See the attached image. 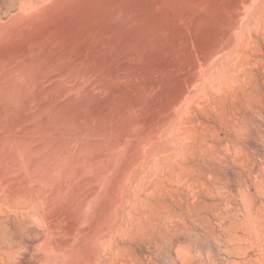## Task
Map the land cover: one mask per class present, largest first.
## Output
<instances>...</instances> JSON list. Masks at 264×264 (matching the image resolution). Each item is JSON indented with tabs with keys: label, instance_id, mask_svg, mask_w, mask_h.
Here are the masks:
<instances>
[{
	"label": "bare ground",
	"instance_id": "bare-ground-1",
	"mask_svg": "<svg viewBox=\"0 0 264 264\" xmlns=\"http://www.w3.org/2000/svg\"><path fill=\"white\" fill-rule=\"evenodd\" d=\"M259 72L264 0H0V264H143Z\"/></svg>",
	"mask_w": 264,
	"mask_h": 264
},
{
	"label": "rangeland",
	"instance_id": "rangeland-1",
	"mask_svg": "<svg viewBox=\"0 0 264 264\" xmlns=\"http://www.w3.org/2000/svg\"><path fill=\"white\" fill-rule=\"evenodd\" d=\"M239 64L229 69L243 72ZM255 84L252 96H239L222 118L209 121L215 134L214 159L192 164L196 175L209 177L208 192L195 197L191 217L185 205L173 209L184 221L178 224L175 240L163 234L159 249L140 241L132 245L131 254L143 264H264L262 72Z\"/></svg>",
	"mask_w": 264,
	"mask_h": 264
}]
</instances>
